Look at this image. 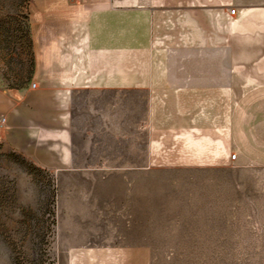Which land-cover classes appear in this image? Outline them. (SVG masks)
Instances as JSON below:
<instances>
[{"label": "crops", "instance_id": "obj_1", "mask_svg": "<svg viewBox=\"0 0 264 264\" xmlns=\"http://www.w3.org/2000/svg\"><path fill=\"white\" fill-rule=\"evenodd\" d=\"M32 32L36 86L0 88L1 139L16 153L71 140L115 150L104 157L170 159L121 172H210L232 153L264 166V0H40ZM230 78L247 89L224 120L211 104ZM81 249L67 264H118L113 248Z\"/></svg>", "mask_w": 264, "mask_h": 264}, {"label": "rangeland", "instance_id": "obj_2", "mask_svg": "<svg viewBox=\"0 0 264 264\" xmlns=\"http://www.w3.org/2000/svg\"><path fill=\"white\" fill-rule=\"evenodd\" d=\"M38 1L0 0V88L36 85ZM229 80L211 104L224 120L247 89L239 78ZM64 97L71 131L72 95ZM1 124L0 117V264H67L72 249L80 248L106 255L113 248L118 264H264V166L226 162L210 172H121L166 166L170 159L104 157L115 150L94 143L90 152V143L71 140L44 143L46 149L24 157L9 148V138L2 142ZM70 231L83 236L72 239Z\"/></svg>", "mask_w": 264, "mask_h": 264}, {"label": "built area", "instance_id": "obj_3", "mask_svg": "<svg viewBox=\"0 0 264 264\" xmlns=\"http://www.w3.org/2000/svg\"><path fill=\"white\" fill-rule=\"evenodd\" d=\"M236 14V11L235 10H231L230 11V15L231 16H234ZM36 85H33V87H35ZM4 121V120H3ZM229 160L232 162V163H234V162H236V160H237V155L236 154H234V153H232L230 156H229Z\"/></svg>", "mask_w": 264, "mask_h": 264}, {"label": "trees", "instance_id": "obj_4", "mask_svg": "<svg viewBox=\"0 0 264 264\" xmlns=\"http://www.w3.org/2000/svg\"><path fill=\"white\" fill-rule=\"evenodd\" d=\"M25 32H26L27 34H29V30H27V31H25ZM33 64H34V63H33ZM20 87L23 88L22 86H20ZM20 87H19V88H20Z\"/></svg>", "mask_w": 264, "mask_h": 264}]
</instances>
